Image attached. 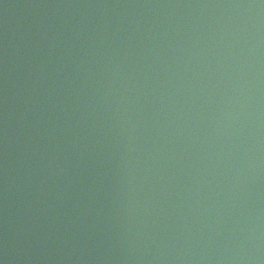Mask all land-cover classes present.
<instances>
[{
    "label": "water",
    "instance_id": "95a60500",
    "mask_svg": "<svg viewBox=\"0 0 264 264\" xmlns=\"http://www.w3.org/2000/svg\"><path fill=\"white\" fill-rule=\"evenodd\" d=\"M0 264H264V0H0Z\"/></svg>",
    "mask_w": 264,
    "mask_h": 264
}]
</instances>
